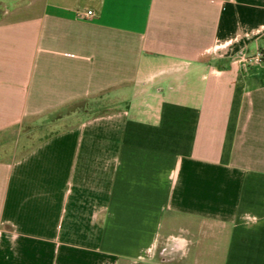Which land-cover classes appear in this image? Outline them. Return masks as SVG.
<instances>
[{
	"label": "crops",
	"instance_id": "crops-1",
	"mask_svg": "<svg viewBox=\"0 0 264 264\" xmlns=\"http://www.w3.org/2000/svg\"><path fill=\"white\" fill-rule=\"evenodd\" d=\"M0 264H264V0H0Z\"/></svg>",
	"mask_w": 264,
	"mask_h": 264
},
{
	"label": "rangeland",
	"instance_id": "rangeland-1",
	"mask_svg": "<svg viewBox=\"0 0 264 264\" xmlns=\"http://www.w3.org/2000/svg\"><path fill=\"white\" fill-rule=\"evenodd\" d=\"M126 102V94L121 95V91H107L90 97L74 101L68 106L49 114L42 118L32 120L29 132L35 141L42 140L56 129L54 121L58 117L65 115L74 116V120L83 117L99 114L120 107ZM59 128V127H58Z\"/></svg>",
	"mask_w": 264,
	"mask_h": 264
},
{
	"label": "built area",
	"instance_id": "built-area-1",
	"mask_svg": "<svg viewBox=\"0 0 264 264\" xmlns=\"http://www.w3.org/2000/svg\"><path fill=\"white\" fill-rule=\"evenodd\" d=\"M88 14H90L91 12L90 11H87Z\"/></svg>",
	"mask_w": 264,
	"mask_h": 264
}]
</instances>
